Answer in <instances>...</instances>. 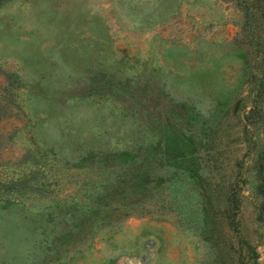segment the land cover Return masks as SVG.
<instances>
[{
	"label": "rangeland",
	"instance_id": "obj_1",
	"mask_svg": "<svg viewBox=\"0 0 264 264\" xmlns=\"http://www.w3.org/2000/svg\"><path fill=\"white\" fill-rule=\"evenodd\" d=\"M261 1L0 0V264H264Z\"/></svg>",
	"mask_w": 264,
	"mask_h": 264
},
{
	"label": "trees",
	"instance_id": "obj_2",
	"mask_svg": "<svg viewBox=\"0 0 264 264\" xmlns=\"http://www.w3.org/2000/svg\"><path fill=\"white\" fill-rule=\"evenodd\" d=\"M238 5L240 6L243 14H244V21L246 26H248L249 22L251 19L255 18V21L257 18H262L260 15H256V10H261L263 4L261 0H237ZM258 6V7H256ZM253 21V22H255ZM261 22H258V24H262ZM257 45L261 44V42L258 41V39L255 41ZM261 49V48H260ZM261 53L263 55V58L260 60L261 62H257L258 66V72L259 76L256 78V81L254 83V88L256 89V94L257 96H260V101L264 102V50L261 49ZM253 109L250 110V118L254 119L257 115H254L255 113L252 112ZM254 122V120H253ZM264 153V151H263ZM262 155V153H259L258 156ZM34 175H31V177L24 178L22 179V182H19V179H16L13 181H7L4 182L0 180V196L4 195L5 197L10 196V195H16V196H21L24 194H31L32 191V182H30ZM38 180H35L34 182H37ZM22 183V184H21ZM50 183L46 182H39L40 188H45L49 186ZM34 186H36V183H34Z\"/></svg>",
	"mask_w": 264,
	"mask_h": 264
}]
</instances>
